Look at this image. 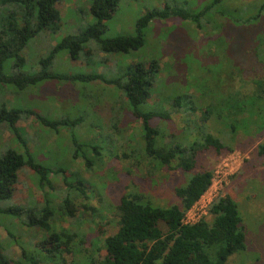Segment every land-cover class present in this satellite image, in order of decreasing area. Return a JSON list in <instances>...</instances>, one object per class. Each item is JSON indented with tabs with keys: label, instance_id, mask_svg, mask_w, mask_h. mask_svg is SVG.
Instances as JSON below:
<instances>
[{
	"label": "trees",
	"instance_id": "obj_1",
	"mask_svg": "<svg viewBox=\"0 0 264 264\" xmlns=\"http://www.w3.org/2000/svg\"><path fill=\"white\" fill-rule=\"evenodd\" d=\"M59 1L0 0V85L22 90L55 80L90 83L98 79L110 84L123 94L125 100L122 108L117 105L110 107L111 128H117L120 121L119 109L127 110L135 121L140 122L137 143L142 153L140 158L135 156L136 164L133 168L137 169L145 161L148 171L150 167L179 170L184 180L174 188L177 202L169 206L154 204L137 189L127 190L110 206L114 209L117 229L103 238L94 229L89 233H86L87 230L83 232L84 228L79 226L80 221H72L63 227L60 221L66 222L73 217L78 207L93 210L86 204L90 195L86 192L85 183L80 179L69 181L64 177L65 195L59 199L52 198L49 175L54 171L36 161L17 122L34 116L46 131L57 133L58 128L66 127L68 130V127L82 124L83 118L57 120L36 111L8 107L9 103L4 100L0 102V126H6L13 134L17 148H8L0 155V204L6 203L5 207L0 206V214L5 213L16 226L23 228L27 238L29 231H33V238L41 231V239L33 245L32 242H17L8 224L7 244L4 246L0 241V264H78L74 260L75 253H80L84 246L86 259L81 264H225L229 256L245 248L240 211L232 198L227 195L218 196L208 206V219L203 217L194 223H185L186 212L209 189L213 178L211 170L195 171L194 168L201 154L211 150L221 153L225 149L224 142L215 134L224 130L216 129L207 122L221 118L230 125L233 135L240 121L251 123V117H256V109L264 103V79H251L254 88L247 93L228 88L227 84L235 78L241 83L246 80L238 63L231 60V53L228 55L227 48L221 49L224 53L221 58L235 69L224 67L220 75L215 77L210 67L220 64L221 60L215 58L210 64L202 65L206 69L205 92L200 89L191 92L194 81L189 80V92L194 95L172 92L168 89L170 83L163 81V86L159 88L156 79L161 68L160 59L155 58L148 63L139 58L135 61L129 58L125 69H120L117 77L110 78L96 71L61 76L50 72L49 65L59 50H63L72 60H78L89 49H94L96 55L108 57L119 54L122 58V54L141 50L145 44L143 30L151 22L181 20L200 28V19L210 8L206 6L190 11L184 6L167 4L140 16L135 22L133 34L101 38L105 30L104 23L111 19L119 0H91L88 13L93 23L78 33L63 36L60 42L48 49L47 56L39 58L34 73L24 72L22 66L26 59L22 51L28 41L40 35L44 29L53 32L60 26L61 16L55 8ZM260 8L264 9V4ZM259 17L260 14H257L253 21L257 22ZM243 24L253 26L249 22H242L240 26ZM257 38L258 35L255 40ZM231 39V43H239ZM254 48L241 53L244 57L253 55L263 61L260 51ZM202 54L206 53L203 51ZM197 58L193 61L200 60ZM156 89L159 94H156ZM166 90L173 95L161 96L162 91L165 93ZM154 97L159 99H152ZM166 103H172L173 112L185 115L184 126L179 129L173 127L172 111L166 108ZM198 110L200 115L197 122L190 117L198 113ZM192 122L194 127L191 130ZM71 141L72 160H82L86 170H92L96 161L102 159L103 148L97 139H89L84 143H77L75 138H71ZM231 149L232 146H229L227 151ZM256 154L264 157V140L257 145ZM23 167L33 172L42 202L29 201L25 206H13L10 203L7 206V202L13 199V186L17 182L18 171ZM0 226H3L1 221ZM10 244L18 249L17 257L9 254L7 249ZM67 256L73 259L68 260Z\"/></svg>",
	"mask_w": 264,
	"mask_h": 264
},
{
	"label": "rangeland",
	"instance_id": "obj_2",
	"mask_svg": "<svg viewBox=\"0 0 264 264\" xmlns=\"http://www.w3.org/2000/svg\"><path fill=\"white\" fill-rule=\"evenodd\" d=\"M167 4L174 7L184 6L190 11H197L206 6L210 8L200 19V28L181 20L151 22L143 30L145 44L141 50L122 54V58L119 54L108 57L96 55L94 49H89L81 54L78 60H72L63 50H59L54 54L49 71L57 76L96 71L110 78L117 77L120 69H125L129 58L134 61L139 58L145 63L155 58L160 59L161 68L156 79L159 88L165 82L170 83L168 89L172 92L194 95L195 93L189 92L187 83L189 80L194 81L191 92L197 89L205 92L206 69L202 65L210 64L215 58L221 60L220 64L210 67L215 77L220 75L224 67L228 70L235 69L227 60L223 61L221 58L224 55L221 49L227 48L228 55L231 53V60L238 63L246 80L241 83L235 78L227 84L228 88L247 93L254 88L251 83L253 79H264V9L260 8L264 0H119L111 19L104 23L105 30L101 38L133 34L135 22L140 16L148 10L161 9ZM90 5L91 0H60L56 3L55 8L61 16L60 26L51 31L53 34L44 29L40 35L28 41L22 51V56L26 59L22 70L34 73L39 58L47 56L48 49L60 42L63 36L78 33L91 25L93 20L88 13ZM257 14H260V17L254 22ZM242 22H249L253 26H240ZM231 38L239 43H231ZM253 47L260 51L263 61L253 55H242L243 50L252 51ZM203 51L206 54H202ZM137 53L139 54L135 58L132 57ZM197 57L201 63L193 61L198 59ZM5 73L8 71L5 70ZM169 90L165 93L162 91L161 96L173 95L172 92L168 93ZM155 92L159 94L157 89ZM4 100L9 103L8 107L36 111L57 120L83 118L82 124L68 127V130L66 127L58 128L57 133L46 131L34 116L17 122L20 133L27 140L36 161L56 173L49 175L52 198L59 199L65 195L62 180L64 177L69 181L80 179L85 183L86 192L90 195L86 204L93 210L78 207L73 217L66 222L60 221L63 227H67L72 221H80L79 226L84 228L83 232L87 230L86 233H89L94 229L101 238L114 233L117 229L116 219L114 209L110 206L127 190L137 189L159 206H169L177 202L174 188L183 182V173L160 167H150L151 170L148 171L145 161L137 169L133 168L136 164L135 156L140 158L142 153L137 143L140 122L135 121L127 110L119 109L120 121L118 120L117 128H111L110 107L117 105L122 108L125 100L123 94L110 84L98 79L90 83L55 80L22 90L0 85V102ZM165 106L172 111V103H166ZM199 115L200 110L190 118L198 122ZM172 116L175 129L185 125V115L181 112L172 111ZM251 119L253 121L248 124L240 121L235 135L231 133L230 125L221 118L208 121V125L224 130L215 134L224 142L225 149L221 150V153L211 150L201 154L194 168L195 171L211 170L213 178L211 186L196 202L192 213L207 200L211 202L223 195L232 198L240 211L245 248L229 256L225 264H264V157L256 154L257 145L264 140V103L256 109V117ZM193 127L192 122L191 130ZM71 138L77 139V143L88 142L94 138L102 144V159L96 161L92 170H86L82 160H72ZM229 146H232V149L227 151ZM8 148H17V143L13 134L2 125L0 155ZM12 198L11 202H7V206L10 203L13 206H25L29 201L42 202L41 191L31 169L23 167L18 171ZM0 206L5 207L6 203L1 202ZM203 217L208 219L209 215L206 213L201 218ZM0 221L3 225L0 226V241L4 246L7 244L6 230L9 229L15 235L14 240L23 244L32 242L33 245L41 239V231H38L35 238L33 231H29L31 235L27 233L28 238L25 237L23 228L16 226L5 213L0 214ZM9 221L11 222L8 223ZM85 248L84 246L80 253H75L74 260L78 264L86 259ZM7 250L12 257L19 254L12 244ZM67 259L72 260L73 257L70 259V256H67Z\"/></svg>",
	"mask_w": 264,
	"mask_h": 264
},
{
	"label": "built area",
	"instance_id": "obj_3",
	"mask_svg": "<svg viewBox=\"0 0 264 264\" xmlns=\"http://www.w3.org/2000/svg\"><path fill=\"white\" fill-rule=\"evenodd\" d=\"M210 204V200H207L202 206L197 208L196 212L192 213L193 208H195L196 203L186 212L184 216L185 223H194L201 219L203 215H205L208 211V206ZM192 213V214H191ZM191 214V215H190Z\"/></svg>",
	"mask_w": 264,
	"mask_h": 264
}]
</instances>
